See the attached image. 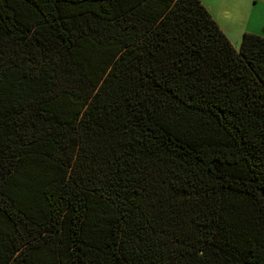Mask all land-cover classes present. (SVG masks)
Instances as JSON below:
<instances>
[{"label": "trees", "instance_id": "16d2710c", "mask_svg": "<svg viewBox=\"0 0 264 264\" xmlns=\"http://www.w3.org/2000/svg\"><path fill=\"white\" fill-rule=\"evenodd\" d=\"M0 264H264V28L0 0Z\"/></svg>", "mask_w": 264, "mask_h": 264}, {"label": "crops", "instance_id": "0c3cea01", "mask_svg": "<svg viewBox=\"0 0 264 264\" xmlns=\"http://www.w3.org/2000/svg\"><path fill=\"white\" fill-rule=\"evenodd\" d=\"M210 17L233 47H237L244 32L261 34L264 11L256 0H199Z\"/></svg>", "mask_w": 264, "mask_h": 264}, {"label": "rangeland", "instance_id": "374dc122", "mask_svg": "<svg viewBox=\"0 0 264 264\" xmlns=\"http://www.w3.org/2000/svg\"><path fill=\"white\" fill-rule=\"evenodd\" d=\"M255 5L262 11H264V0H256Z\"/></svg>", "mask_w": 264, "mask_h": 264}]
</instances>
